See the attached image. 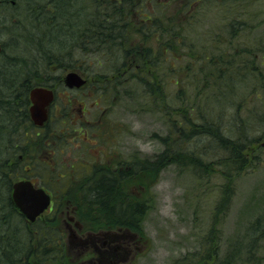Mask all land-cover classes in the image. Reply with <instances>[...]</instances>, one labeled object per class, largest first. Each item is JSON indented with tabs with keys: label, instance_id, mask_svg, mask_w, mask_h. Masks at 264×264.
Returning <instances> with one entry per match:
<instances>
[{
	"label": "rangeland",
	"instance_id": "obj_1",
	"mask_svg": "<svg viewBox=\"0 0 264 264\" xmlns=\"http://www.w3.org/2000/svg\"><path fill=\"white\" fill-rule=\"evenodd\" d=\"M29 1L32 3L30 14L27 12L29 9L25 2L15 7L0 6V43L6 44L7 49V56L1 57L0 62L4 63L11 56L15 57L9 49V38L3 33V26L13 24L18 28L27 29L29 33L44 30L50 43L48 48L56 53L64 52L67 46L57 42V36L52 32L49 34L58 18L54 6L60 3L64 8V3L70 2L72 7L67 8L70 14L74 13V5L81 8L83 16H76L74 26L90 18L84 9L90 14L95 5L99 9L106 6L104 0ZM137 1L133 0V3ZM156 1L160 3L166 1V5H160V8L155 4L153 7L149 4L148 11L158 17L160 26L166 27L168 35L152 32L144 38L135 32L134 27L129 31V44L131 48L145 47L146 53L150 52V49L156 50V53L161 51V55L153 60L154 63L162 62V66L159 67L161 77L167 81L170 79L178 81L177 85L169 84L165 89L159 76L160 70L151 67V72L155 71V77L158 76V80L161 81L158 87L161 90L163 87L169 97L167 107L163 110L156 107V95L149 98L146 96L131 98L130 93L128 96L123 93V88L120 89L121 95L111 99V104L107 108L103 105L104 100H98L97 96L92 97L95 89L92 86L79 91L61 92L62 102L66 104L69 101L73 102L66 111L69 120L72 122L80 120V123L76 125L77 131H69L64 135V141H61L59 146L49 150L45 146L44 150H41L43 162L38 164L36 171L31 170L32 179L38 187L54 192L61 202V210L64 208L67 210V203L70 201L75 206L84 202L78 188L84 184L81 177L85 168L90 172L88 175H91V172L101 168L115 170L131 162L133 157L155 160L164 150L161 138L168 136L170 129L173 128L177 111L195 121L199 120L194 116L197 112L207 115L212 112L209 110L210 106L219 108L216 104V100L220 98L218 88L212 85L215 81H208V78L216 77L218 71L205 60L207 55L213 54L212 57L221 55L225 60L233 58L242 66L235 72V81L231 88L222 89L221 92H226L231 100L230 103L227 99L223 112L227 128H234L237 131L230 122V115L250 139L247 143L249 147L245 152V161L240 165L241 168L239 167V174L233 178L226 177L220 174L221 168L217 166H214L217 168L216 172H206L204 165L212 159L209 156L204 159L201 166L204 169L198 173L193 172L196 168L181 169L174 164H167L160 170L144 172L125 181L124 178H119L120 193L122 192L126 200L143 205L144 210L142 215L137 216L138 223L134 225L135 229L117 227L133 234L116 235L112 236V239L135 238L140 241V246L145 245L143 253L138 255L132 264H264V40L257 45V42L264 38V0H247L250 2L246 3L247 6L240 5L239 1L204 0L195 2L190 12H184L187 0ZM39 12L41 14L44 12L45 15L41 17ZM132 18L137 23L139 18L135 16ZM233 20L247 21L249 28L245 37H240L238 41L233 39L234 44L226 36L229 24ZM180 38L185 41L175 46L172 53L164 52L165 41L175 44L176 39ZM216 39L218 44H213ZM244 47L253 49L251 58L244 56L241 51ZM30 50V46L27 45L19 55L25 58L30 54ZM74 53L77 54L78 50ZM236 53H239V56H236ZM77 58L81 60L82 65L85 57ZM174 66L177 71L170 72ZM226 66L223 64V67ZM250 70L252 74L249 73ZM69 71L90 77L83 70L60 71L61 76ZM91 77L94 78V75ZM128 87H133V82ZM231 89L236 93L232 94ZM57 113V118H61V111ZM199 143L203 145L204 139ZM51 151L55 152L56 157L52 158V154L49 155ZM220 156L221 154H217L214 157L215 161L221 159ZM67 170L70 172L71 180H74L70 194L61 193V189L68 185V181L57 178L58 174L68 172ZM5 192L7 194V191ZM4 195L2 192L1 214L7 216L6 220L10 221L9 227L12 232L18 231L20 249L18 255L24 259L20 264H25L27 257L32 256L28 253L31 250L35 252L40 245L38 246L32 225L27 223L20 213L11 214L4 208V200L7 197ZM93 209L89 212L77 211L81 219L76 220L80 222L82 219L97 222L108 220V226L103 224L94 227L89 223L93 226L91 231L96 228V234L105 233L103 230L108 231L111 228L117 229L112 222L116 225L117 222L122 223L112 215L108 216L96 208ZM56 217L58 220L60 216ZM66 220L68 221V216ZM52 234L57 236V231H52ZM87 236L84 240L88 242ZM65 239L68 247L79 248L74 246V239L67 229ZM103 240H107L104 235H94L91 239L93 243L85 244L98 245ZM253 240L255 243L251 246L250 242ZM63 255L61 260L55 262H37L34 257L29 263L59 264L60 261H64L66 264H72L74 254Z\"/></svg>",
	"mask_w": 264,
	"mask_h": 264
},
{
	"label": "trees",
	"instance_id": "obj_2",
	"mask_svg": "<svg viewBox=\"0 0 264 264\" xmlns=\"http://www.w3.org/2000/svg\"><path fill=\"white\" fill-rule=\"evenodd\" d=\"M104 1H106V6L103 9H99L95 5L90 14L84 9L90 18L83 23L78 22L75 26L76 16H83L82 9L74 5V13L70 14L67 11V8L72 7L70 2L64 3V8L58 3L57 6H54V11L61 12L62 15L57 14V21L55 20L54 27L51 26L49 34L52 32L57 36V42L67 46L66 50L58 53L54 50L51 51L48 48L50 43L47 40V32L45 34L44 30L29 33L25 29L22 37L31 38V40L23 48L29 45L30 54L25 58L18 54L15 57L11 56L7 61L4 59L3 67H0V105L3 106L1 122L4 123V126L0 127V198L2 192L5 193L4 196L7 197L4 200V208L11 214L17 212L10 198L13 183L24 178L32 179L31 170L36 171L38 164L43 162L41 150H44L45 146L48 148L49 145H53V148L59 146L67 132L77 131L75 129L77 124L74 126L75 122L69 120L68 112H66L73 103L70 101L68 102L70 104H64L59 95V92L65 90L63 76H61L62 71L83 70L90 75L87 77L88 82L84 88L87 89L89 86L95 88L92 97L97 96L99 97L98 100H104L105 108L111 104V99L121 95L120 89L123 88V93L126 96L130 93L129 97L131 98H144L145 96L149 98L156 95V107L163 110L164 107H167V99L169 98L163 87L166 89L169 84L173 86L178 84L177 80H163L159 68L162 66V62H153L155 57L161 55V51L156 53V50L150 49V52L146 53L145 47L131 48L132 46L129 44V31L134 27L135 32L144 38L152 32L168 35L166 27L160 26L158 17L148 11L149 4L152 7L154 4L164 6L166 1L162 3L156 0H138L134 3L133 0ZM200 1L204 0H194L193 3L192 0H187L188 4H186L184 12H190L193 4ZM231 1H239L242 6H247L250 3L247 0ZM16 2V5L25 2L29 9L27 12L32 13V3L29 0H16ZM134 16L139 18L137 23L132 18ZM15 27L17 26L15 25ZM248 31L247 21L233 20L229 24V29L226 31L228 35L226 36L232 42L233 39L238 41L240 37H245ZM174 33L171 32V34ZM263 40L264 38H261L257 45ZM184 41L181 38L176 39L175 44L165 41L163 43V46L166 47L164 52L172 53L174 47L179 46ZM51 42H55V40H51ZM221 43H223L222 39ZM213 44H218L217 39ZM51 45L54 46V44ZM1 48L0 57L5 58L7 49L4 46ZM75 50H78L77 54L74 53ZM251 50L249 47H244L241 51L244 56L251 58ZM212 55H207L205 60L218 71L217 76L208 78V81H215L212 85L214 88H218L217 93L220 98L216 100V104L219 105V108L210 106L209 110L212 112L207 115L197 112L194 116L199 120L195 121L177 111L173 128L170 129L168 136L161 138L164 150L156 156L155 160H142L133 157L131 162L125 165V167H129L128 171L121 172L106 167L88 175L89 170H83L81 178H83L84 184L79 186L78 192L82 193L81 197H84V202L77 204L83 205L84 211L89 212L96 208L97 211H102L108 216L112 215L122 221V223L117 222L118 225L112 222L114 228L135 229L134 225L138 223L137 216L142 215L144 206L139 203L134 204L124 198L119 190V178H124L125 181L127 178L138 177L144 172L151 173L160 170L167 164H174L181 169L192 170L196 168L193 172L198 173L204 169L201 166L204 159L209 156L212 159H209L204 165L206 172H216L217 168L214 166H217L221 168L220 174L226 175V177L233 178L239 174L240 165L245 161V152L249 147L247 143L250 139L247 138V134L241 131V128L230 115V122L237 131L234 128H227L223 112L227 99L230 103L231 100L228 94L221 92V90L231 88V84L235 81L234 74L240 70L242 64L237 63L233 58L225 60L221 55L217 57H212ZM81 56L85 57L82 65H80L81 60L77 58ZM236 56H239V53H236ZM119 60L121 62H118ZM223 64L227 66L223 67ZM84 67L88 68L85 69ZM151 67L160 70L159 76L163 80L162 90L158 87L161 81L158 80V76L155 77V71L151 72ZM248 70L246 69V71ZM173 71H177L176 66L170 69V72ZM249 73L252 74V70ZM91 75H94V78ZM131 82H133V87H128ZM36 86L52 88L57 93L55 103L51 106L50 116L52 118L49 119L46 128L43 130L32 125L29 119V92ZM234 92L231 89V93ZM58 111L59 113L61 111V118L56 116ZM62 123L69 125L62 126L64 125ZM201 138L204 139L203 145L199 143ZM217 154H221V159L215 161L214 157ZM29 157L30 160L28 161ZM54 157H56L55 154L52 158ZM52 178L54 179V177ZM67 181L66 190L70 194L74 180L68 177ZM58 199H55L59 205L55 208L53 215L44 214L32 224L33 232L37 236L40 246L35 250V253L38 254H32L34 250L28 253L32 256H30V260L27 259V264L34 257L37 262L43 263L55 262L62 258V254H45L48 250L45 247V238L50 234L48 220H55V226L57 222L56 212L61 209V202ZM70 202L72 203V201ZM1 212L2 206H0V264H20L21 260L24 259L19 258L20 255H18L20 250L18 231L12 232L9 227L10 221L6 220L7 216ZM104 221L106 220H100L98 225L106 224L108 226V220ZM57 233L59 234V232ZM253 243H255L254 240L250 242V245L253 246ZM53 250H58V247L54 246Z\"/></svg>",
	"mask_w": 264,
	"mask_h": 264
},
{
	"label": "flooded vegetation",
	"instance_id": "obj_3",
	"mask_svg": "<svg viewBox=\"0 0 264 264\" xmlns=\"http://www.w3.org/2000/svg\"><path fill=\"white\" fill-rule=\"evenodd\" d=\"M17 4L16 0H0V6H12L15 7ZM1 51V50H0ZM64 84V83H63ZM83 89V87L79 88V90ZM78 89L75 91H79ZM73 90H67L65 89L64 91L61 92H70ZM59 92V95H61L62 93ZM54 94L56 96V91H54ZM29 100V105H28V112H29V107H30V99L28 97ZM56 100V97H55ZM52 103V105L55 103ZM70 102V101H69ZM64 104H66L65 102H63ZM73 103V102H71ZM70 104V103H68ZM51 105V106H52ZM51 106L49 107V119L52 118L50 116V111H51ZM57 116V115H56ZM30 122L32 123V125H34L33 121L31 120L30 116H29ZM49 121V120H48ZM80 123V120H78V122L75 121L74 126ZM46 124L45 123L41 128L39 127V130H43L44 128H46ZM67 126L69 124H64L62 126ZM78 125V124H77ZM65 132V131H64ZM66 133V132H65ZM64 141V140H63ZM50 148H53V145H49V147L47 148L48 150ZM63 152V150L61 151ZM52 156L54 155V151H51L49 153V155ZM53 161V160H52ZM124 165V164H123ZM122 167H117L115 168L114 171H128L129 167L125 165ZM66 170V168L64 169ZM68 172H64L62 174H58L57 178L60 179L61 181H67L68 177L70 176V172L69 170H67ZM85 171H87V168H85ZM32 178V177H31ZM24 179H30V178H24ZM33 181L34 184L35 181L33 179H30ZM68 185H66L63 189H62V193H68L66 190V187ZM49 195L51 196V205L50 207L44 212V214L46 215H53L55 212V208L59 205L56 203L55 199L57 198L54 194V192L46 190ZM83 205H78L75 206L73 205V203H67V210L64 209H60L59 211L56 212V216H60L56 222V225L54 226V222L55 220H48L49 222V235L46 236L45 238V247L48 249L46 251L45 254H62V258H63V254H74V258L75 259H71L72 264H132L135 260V258L138 257V255L143 253V249L145 248V245H141L139 244V240H135V238H130V239H112V236H121V235H126V233H129L127 231L118 229L121 227H118L117 229H109L107 230H103L106 231L105 233H99L96 234L95 231L96 228L91 231L90 229L94 226L97 227L98 222L97 220L94 221H88V220H83L80 222L76 219H81L77 213V211H83ZM43 214V215H44ZM68 216V221L66 220V217ZM28 223V221H27ZM85 223V224H84ZM92 224L93 226H91L90 224ZM30 225H32L31 223H29ZM34 224V223H33ZM66 229L70 232V236L71 238L74 239L75 242V247L79 246V248H72V247H68L67 243L65 242V234H66ZM125 229V228H123ZM57 231L59 232V234L57 233L56 235L52 234V231ZM130 235L133 233H129ZM88 235V236H87ZM94 235H104L105 238H107V240H103L100 243H98V245H93V246H88L86 245L87 243H93V241H91V239L93 238ZM89 237V240L87 242V240H84L85 237ZM135 237V236H133ZM52 242H55V244H52ZM86 243V244H85ZM139 245V246H138ZM39 246V244H38ZM57 246L58 250H53V247ZM81 246V247H80ZM84 247V248H83ZM32 254H38L33 252ZM61 258V259H62ZM30 260V257L28 258ZM60 259V260H61ZM25 264L26 261L24 262ZM28 264H31L28 262ZM59 264H66L64 261H60Z\"/></svg>",
	"mask_w": 264,
	"mask_h": 264
},
{
	"label": "water",
	"instance_id": "obj_4",
	"mask_svg": "<svg viewBox=\"0 0 264 264\" xmlns=\"http://www.w3.org/2000/svg\"><path fill=\"white\" fill-rule=\"evenodd\" d=\"M1 50V47H0ZM87 80L77 72L64 75V83L69 89H79ZM31 105L29 114L36 126H43L48 120L49 106L54 100V92L45 87H34L29 94ZM13 206L30 222H34L50 206L51 197L43 189L37 188L30 180L13 184L11 190Z\"/></svg>",
	"mask_w": 264,
	"mask_h": 264
},
{
	"label": "bare ground",
	"instance_id": "obj_5",
	"mask_svg": "<svg viewBox=\"0 0 264 264\" xmlns=\"http://www.w3.org/2000/svg\"><path fill=\"white\" fill-rule=\"evenodd\" d=\"M60 16V12H56ZM39 15L43 17L45 13L42 14L39 12ZM3 33L9 38V49L12 53L15 55H18L20 52L23 51V46L26 45V43L31 40V38L22 37V35L25 33V29L15 27V25L11 24V26L5 25L2 27ZM1 30V26H0ZM6 46L3 42L0 43V47ZM6 48V47H5ZM1 58V57H0ZM3 63V62H0ZM0 67H3V64H0ZM2 115H3V106L0 105V127L4 126V123H2Z\"/></svg>",
	"mask_w": 264,
	"mask_h": 264
}]
</instances>
